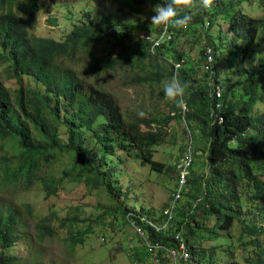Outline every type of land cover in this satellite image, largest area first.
<instances>
[{
  "label": "trees",
  "instance_id": "1",
  "mask_svg": "<svg viewBox=\"0 0 264 264\" xmlns=\"http://www.w3.org/2000/svg\"><path fill=\"white\" fill-rule=\"evenodd\" d=\"M108 1L134 16L142 14L141 4L136 0ZM159 1L154 0L153 6ZM245 3L258 6L262 14L249 15L242 8ZM0 10V65L6 68L8 79L19 86L14 102L9 89L0 84V142L15 143L18 153L11 159L2 160L17 164L3 167L8 181L18 182L25 177L31 182L40 162L69 157L72 162L69 175H74V180L81 181L89 190L107 193L114 203L107 208L104 206V213L94 222L106 224L107 215H113L115 221L120 215L123 223L131 227L130 221H137L140 213L149 217L154 215L149 211L145 213L143 208L129 209L125 201L116 202L114 195L120 189L114 190L108 181L110 170H102L107 165V155L118 149L128 157L141 160L153 172L179 173V164L191 147L193 156L205 159L209 166L205 177L192 172L186 196L190 200L188 208L182 206L178 212L177 233L184 227L183 236L191 252L197 255L191 240L197 236V229L202 232L206 228L205 222L210 218L215 221L210 229L215 238H219V232L231 230L234 220L242 226L244 236H264V224H247L242 209L243 203L248 210L255 205L257 215L264 221V111L257 109L264 102V0H214L211 10L193 8V19L188 25L191 29H177L170 24L171 42L164 43L155 54L147 41L133 38L109 19L76 25L58 41L31 35L36 25L35 17L42 10L37 0H0ZM221 19L228 25L230 38L218 41L210 31ZM105 24H108L107 30ZM141 30L158 35L163 26L149 24ZM200 30L203 31L200 36L204 41L202 46L207 44L214 51L215 81H220L224 74L228 76L224 80L229 83L224 86L220 113L215 110L210 80L203 68L205 48L202 47L200 53L201 65L187 60L185 53H178L174 47L183 36ZM98 47H102L110 58L97 55ZM80 60L89 61L97 75L120 72L132 79L133 85L148 86L153 93L159 94L160 103L167 101L163 82L178 71L181 81L190 84L183 97L189 113L184 117L181 109L169 101V116L156 121L138 118L135 122H127L118 101L109 92L93 87L81 78L74 67ZM27 79L29 81L25 82ZM28 82L38 86L31 88ZM217 115L224 117L223 124L216 120ZM173 122L185 124L184 134L189 144L176 150L178 162L167 167L155 162L154 155L166 144L167 134L162 127ZM87 141L96 142L103 153L98 167L87 157ZM0 149L4 151L2 146ZM60 182L44 181L46 195L56 194ZM239 190L245 194L241 195ZM199 200L201 202L196 206ZM195 212L203 214L197 219ZM65 223L69 230L76 227L78 219H66L62 225ZM18 224L14 212L0 215V264H14L18 260L5 251L16 244ZM39 230L52 236L55 234L47 225H39ZM91 232L93 227L88 225L86 230L76 229L69 237L74 243H84ZM133 233L143 242L135 231ZM151 237L161 239L169 246L175 244V235L166 237L152 233ZM243 239L244 246L251 242L256 245V258L247 263L264 264L261 243L254 240L249 244ZM136 257L140 260L141 253L133 255L132 260L136 261ZM199 264H202L200 260Z\"/></svg>",
  "mask_w": 264,
  "mask_h": 264
},
{
  "label": "rangeland",
  "instance_id": "2",
  "mask_svg": "<svg viewBox=\"0 0 264 264\" xmlns=\"http://www.w3.org/2000/svg\"><path fill=\"white\" fill-rule=\"evenodd\" d=\"M37 1L42 10L35 17L36 25L31 35L58 41L63 40L76 25L108 19L124 32L131 34L133 38H142L149 33L142 31L141 28L149 26V18L154 15L152 12L154 0H136L141 4L142 14L140 16L123 11L108 0ZM242 8L252 16L262 14V10L255 5L245 3ZM206 20L210 21L209 18ZM107 25H104L106 30ZM200 32H191L183 36L174 46L178 53H185L186 59L189 58L195 63H200L201 60L203 39L198 38ZM210 35L218 41L230 38L226 22L221 19L220 23H215ZM198 40L202 41L200 45L196 43ZM95 53L110 58L102 47H98ZM85 61L80 60L74 66L82 76L81 78L91 86L109 92L118 101L127 122H135L138 118H149L156 121L170 115L171 111L167 105L169 100L160 103L157 99L159 94L153 93L148 86L133 85L132 79L120 72L97 75L90 62ZM226 77H228L227 74H224L220 79L223 86L229 83L224 82ZM233 78L237 80L236 77ZM27 81L29 80H25ZM0 84L9 89L16 102V91L19 86L16 81L8 79L6 68L1 65ZM28 84L31 88L38 86L35 82H28ZM40 91L44 90L40 89ZM257 109L263 112L264 102L260 103ZM141 113L143 116L140 115ZM162 128L167 134L166 144L157 149L154 161L167 167L174 166L178 162L176 150L182 145L189 144L184 134L186 126L183 123L173 122ZM61 137L65 142L64 131L61 132ZM87 143V157L95 167H98L103 153L96 142L87 141ZM1 146L4 151L0 149V215L14 212L19 220L16 244L11 249L5 250L9 255L18 258L14 264H145L144 256L139 257L140 260H132L134 254L138 256L141 252V242L134 235L132 227L123 223L122 216L119 215L118 220L115 221L113 215H107L106 224L94 222V219L104 213V206L107 208L113 206L114 203L107 193L98 194V191L89 190L81 181H75L74 175H69L72 169L69 157H57L49 163L40 162L39 170L31 182H28L25 177L20 178L18 182H10L3 172V167L8 163H3L2 160L17 156L16 144L5 141L0 142V148ZM106 158L107 165L102 170L104 172L110 170L108 181L114 190L120 189L118 194L114 195L116 202L119 204L125 201L129 209L143 208L144 212L149 211L159 217L178 188V173L153 172L151 167L141 160L128 157L118 149L114 150L113 154H108ZM8 165L15 167L17 164L13 161ZM192 172L199 177L207 176L209 166L205 159L196 157ZM59 180L61 182L56 194L47 196L43 182L56 183ZM239 192L244 195L246 190L244 193L243 190ZM189 202L190 200L185 198L182 205L188 208ZM242 209L247 224H264L262 217L257 215L255 205L248 210L246 203H243ZM194 214L199 219L203 213L195 212ZM72 218H77L78 223L75 228L72 226L68 230L67 224L62 225V222ZM214 224L213 218L207 220L206 228L202 232L197 229V236L191 240L202 264H250L247 260L252 262L257 254L256 245L251 241L261 243L264 248V236H244L242 226L235 220L231 230L219 232V238H215L210 231ZM39 225H47L55 231V234L52 236L45 230H39ZM88 225L93 227V232L86 236L84 243H74L69 237L71 232L76 229L84 231ZM243 237L244 242L249 244L251 242V245L244 246L241 240ZM0 251H2L1 245Z\"/></svg>",
  "mask_w": 264,
  "mask_h": 264
},
{
  "label": "clouds",
  "instance_id": "3",
  "mask_svg": "<svg viewBox=\"0 0 264 264\" xmlns=\"http://www.w3.org/2000/svg\"><path fill=\"white\" fill-rule=\"evenodd\" d=\"M213 2H214V0H161L160 3L156 4L152 8V12L154 13V15H152L149 18V22H150V25H153V26H157V27L163 26V31L161 33H159L158 35L148 34L147 36H142L141 39L147 41L150 44L151 51H152V53L155 54L156 49H158L164 43L171 42V40H166V41L162 42L158 47L153 49V47L155 46V43L160 39L161 36L163 38V35H166L167 33H168V36H170L169 35V29H167V28H169L170 24L172 27H175L177 29H179V28H184V29L186 28L185 30L191 29L190 26H188L193 19V16L191 14V10L193 8H198L202 11H207V10L212 8ZM182 11H183V14H181ZM208 25L209 24L207 23L206 27H208ZM148 36L152 38V41H148L147 39H145ZM200 36H203L202 31L198 35L199 39H200ZM200 42H202V41H200ZM203 43H204V41H203ZM202 47L205 48V54H204L205 59H204V64H203L204 72L208 75V79L210 80L212 97L215 100V105H214L215 110L220 113L223 110L222 100L224 97V86L221 84L220 81H215V78H216L215 56H214V51H213L212 47H210V46L208 47L207 44L205 46H202ZM209 52H210V56L212 58V66H211L212 70L211 71H210V69H206V64H207L208 58H209V55H208ZM179 67H180V65L177 64L176 68L179 69ZM189 87H190L189 82L181 81L178 71L175 72L168 80L163 82V91H164L165 98L171 102H174L175 106L177 108L181 109L184 117L187 113H189V110L186 108L187 105L183 99L185 92ZM140 115L143 116V113H141ZM215 118L217 121H219L220 124H223L225 122V119L222 116L217 115ZM187 157L192 158L193 165L188 171L189 176L187 178V184H186V186H184L182 188V186H181V179H182L181 178V173H182L181 166L183 165V161ZM195 159H196V157L193 156L191 147H189L188 155L186 157H184L181 160V164H179V173H178V181H177L178 188L175 191L174 195L172 196L171 200L168 202L167 206L163 209V211L161 213L162 219L160 218L161 215L159 217H157V216L149 217L146 214L140 213L137 216V221L136 220L130 221V223L134 222L137 225V227L142 228L147 234L146 235L147 240H146L145 238L140 236L135 231V229L131 223V227L135 231L136 235L139 238L143 239V242H141V246H140V248H141L140 253L142 254L141 256H144V258L146 259L145 264H156L157 260L159 259L158 258V252L165 253V251H160V250L157 253L149 252L148 251L149 247H148L147 241L152 243V244L160 243L165 248H170V247L173 248V247H176L178 245L179 239H182L185 242V244L187 245L188 250L191 252V250L189 249L188 244L185 241V238L183 236L184 227L182 228V230L179 233H177V219L179 217V215H178L179 208L183 206L182 203L185 200V198L189 192V180L192 176V169L195 165ZM180 192H182V199L176 201V197ZM200 202H201V200H199L197 202L196 206ZM173 207H174V219L167 226L168 223H167V217H166L165 212L167 210L173 208ZM141 217L144 218V220H141ZM154 224H156V226H154ZM157 227H160L161 230L158 231ZM152 233H154L156 235L163 234L166 237H170V236L175 235V244L169 246V245L165 244L163 242V240H161V239H153L151 237ZM191 254H192L193 259L195 260L196 264H199L198 256L197 255L195 256L192 252H191ZM185 255H187V253H185ZM137 260H138V257H137L136 261ZM167 264H169V263L167 262Z\"/></svg>",
  "mask_w": 264,
  "mask_h": 264
},
{
  "label": "built area",
  "instance_id": "4",
  "mask_svg": "<svg viewBox=\"0 0 264 264\" xmlns=\"http://www.w3.org/2000/svg\"><path fill=\"white\" fill-rule=\"evenodd\" d=\"M145 39H147L148 41H152V38L149 36L146 37ZM166 40H171V36H168V33L166 35H163V38H162V36L160 37V39L155 43V46L153 47V49L158 47L162 42H164ZM208 55H209V58H208V62L206 64V69H210V71H211L212 70V67H211L212 66V58L210 56V52L208 53ZM192 165H193V161H192L191 157H187L183 161V165L181 166V169H182L181 186H182V188L184 186H186V184H187V178L189 176L188 171L192 167ZM181 199H182V192H180L177 195L176 201L181 200ZM165 213H166V217H167V223H168L167 226H168L169 223H171L174 219V207L167 210ZM141 220H144V218L141 217ZM131 223H132L135 231L140 236H142L143 238H145L147 240L146 232L142 228L137 227V225L134 222H131ZM154 226H156V224H154ZM157 229H158V231L161 230L160 227H157ZM147 244L149 247L148 251L151 253H157L159 250L165 251V253L158 252V258L159 259L157 260L156 264H167V262L169 264H196L195 260L193 259L191 252L188 250L187 245L185 244V242L182 239H179L178 245L176 247H173V248H171V247L165 248L160 243L152 244L148 241H147ZM185 253H187V255H185Z\"/></svg>",
  "mask_w": 264,
  "mask_h": 264
}]
</instances>
